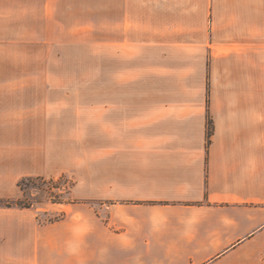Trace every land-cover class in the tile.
I'll return each mask as SVG.
<instances>
[{
  "label": "crops",
  "instance_id": "obj_1",
  "mask_svg": "<svg viewBox=\"0 0 264 264\" xmlns=\"http://www.w3.org/2000/svg\"><path fill=\"white\" fill-rule=\"evenodd\" d=\"M35 1L104 96L0 101V197L68 172L75 198L0 208V264H264V0Z\"/></svg>",
  "mask_w": 264,
  "mask_h": 264
},
{
  "label": "rangeland",
  "instance_id": "obj_2",
  "mask_svg": "<svg viewBox=\"0 0 264 264\" xmlns=\"http://www.w3.org/2000/svg\"><path fill=\"white\" fill-rule=\"evenodd\" d=\"M25 4L26 0H0V101L25 104L35 102L36 97L66 95L73 97L71 103L80 98L93 101L95 97L102 102V50L80 46L79 42L75 45L72 40L41 39L42 9ZM66 119L72 117L63 116ZM3 140L0 136V143ZM38 176L43 180L28 176L32 178L24 181L23 190L16 186L11 196L0 197V208H29L40 224L60 218L61 212L55 210L60 203L56 202L75 200L73 175Z\"/></svg>",
  "mask_w": 264,
  "mask_h": 264
},
{
  "label": "trees",
  "instance_id": "obj_3",
  "mask_svg": "<svg viewBox=\"0 0 264 264\" xmlns=\"http://www.w3.org/2000/svg\"><path fill=\"white\" fill-rule=\"evenodd\" d=\"M211 119L208 118V129H207V143L210 142V136H211V133H212V128H211ZM32 177H25V178H22L19 182H18V187L23 190V188L26 186V184H24V181L25 180H31ZM33 178H37V179H40V180H43L40 176H35ZM64 201L62 202H56V203H63ZM66 202V201H65Z\"/></svg>",
  "mask_w": 264,
  "mask_h": 264
}]
</instances>
